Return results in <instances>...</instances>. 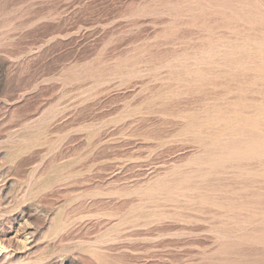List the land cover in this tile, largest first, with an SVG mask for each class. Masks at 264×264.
Masks as SVG:
<instances>
[{
  "label": "rangeland",
  "instance_id": "374dc122",
  "mask_svg": "<svg viewBox=\"0 0 264 264\" xmlns=\"http://www.w3.org/2000/svg\"><path fill=\"white\" fill-rule=\"evenodd\" d=\"M93 253L264 264V0H0V264Z\"/></svg>",
  "mask_w": 264,
  "mask_h": 264
},
{
  "label": "bare ground",
  "instance_id": "6f19581e",
  "mask_svg": "<svg viewBox=\"0 0 264 264\" xmlns=\"http://www.w3.org/2000/svg\"><path fill=\"white\" fill-rule=\"evenodd\" d=\"M60 168H55L54 170V174L51 178V181L52 180H56L59 176H60ZM51 181L49 182L48 180H46L43 184V186H47L51 183ZM62 219V218H61ZM59 219V218H54L51 220L48 228H47V234L48 236H51V237H55V236H58L61 231L64 229L65 227V224L64 222ZM92 259L94 260V262L96 264H106L101 258H99V255L93 253L92 255Z\"/></svg>",
  "mask_w": 264,
  "mask_h": 264
}]
</instances>
